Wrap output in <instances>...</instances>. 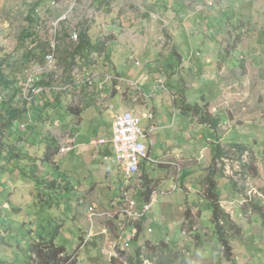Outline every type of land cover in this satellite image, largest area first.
Here are the masks:
<instances>
[{
  "label": "rangeland",
  "instance_id": "1",
  "mask_svg": "<svg viewBox=\"0 0 264 264\" xmlns=\"http://www.w3.org/2000/svg\"><path fill=\"white\" fill-rule=\"evenodd\" d=\"M117 1L128 5L120 16L123 28L137 30L143 41L150 39L146 52L131 49L125 43L128 38H123L120 49L111 42L100 65L94 66L97 60L92 56L86 67L104 75L101 81L85 87L78 83L59 95L56 91L57 98L47 89L35 100L45 106L41 114L38 109H31V104L14 103L26 110L15 121L17 129L8 127L4 143H0V264H40V258L33 259L32 243L52 237L68 254L77 248L67 264H133L139 259L142 264H264V0H161L157 11L162 19L143 15L133 0ZM209 1L215 5L206 8L211 6ZM136 2L142 4L144 0ZM105 5L100 0H0V51L9 64L11 89L20 85L19 78L27 71L43 66L45 55L51 50L55 52L58 76L52 73L46 85L55 89L66 81H74L83 70L75 64L73 72L67 71L66 66L74 60L73 47L84 29L92 26L89 34L94 33L100 24H92L93 16L100 10L108 13ZM123 8L118 7V11ZM164 19L169 20L170 29L179 28L177 43L169 40L168 34L162 36L160 26L166 28ZM73 30L79 34L76 40L71 38ZM192 51L196 52L194 59L185 61ZM208 53L216 67L224 59L239 71L231 72L230 81L240 97L229 96L226 100L235 119L226 107L219 105V123L215 127L198 123L194 117L196 110L206 106L203 95L219 104L214 98L218 91L214 89L215 81L200 76L202 71L215 68L205 62ZM197 61L199 64H195ZM189 67L197 74L190 76ZM169 68L177 74L174 78H168ZM109 74L120 77L116 80L120 91L115 95V80L107 79ZM144 75L149 78L142 86L147 91L153 89L157 77H164L165 88L157 87L149 104H157L161 108L159 114L170 116L177 125L163 134L152 133L156 139L152 144L153 157L152 161H145L143 171L156 190L152 208L143 219L144 230L130 243L127 255H132V260L125 263L113 256L118 236L123 234L117 222L125 216L95 219L96 234L88 242H78L80 234L87 233L90 227L88 207L96 204L98 208H111L112 199L119 198L121 186L128 184L118 166L103 161L89 140L108 133L112 117L126 109V99L137 98L134 82L141 87ZM64 76L68 78L63 82ZM8 92L7 96L11 94ZM172 92L179 94L173 97ZM182 103L184 111L180 108ZM131 109L141 116L144 108L134 104ZM148 123L142 118L140 125L146 128ZM76 132L80 146L67 150L73 145L71 139ZM179 133L181 136L175 137ZM219 140L227 143V156L221 172L215 174L216 191L236 210L234 217L232 209L229 211L233 229L230 224L223 228L233 247L232 259L225 255L211 220L213 208L204 195V163L211 158L210 152ZM48 143L59 145L51 158L45 156ZM232 143H240L247 150L242 153ZM146 145H150L149 139ZM175 156L204 158L202 164L188 163L178 171L177 165L172 164ZM233 174H241L243 185L233 179ZM247 191H251L252 199L242 206L246 210L240 217L238 202ZM130 193L139 202L144 201L141 193ZM105 227L107 230L102 233ZM128 234L126 230L124 236ZM147 239L157 245H149ZM138 246L140 254L136 255Z\"/></svg>",
  "mask_w": 264,
  "mask_h": 264
},
{
  "label": "crops",
  "instance_id": "2",
  "mask_svg": "<svg viewBox=\"0 0 264 264\" xmlns=\"http://www.w3.org/2000/svg\"><path fill=\"white\" fill-rule=\"evenodd\" d=\"M100 1H102V0H100ZM133 1H134L133 4L135 3V5L136 4L138 5L137 7L140 8L139 12L142 13L143 15L151 16L153 19H162V17H161L162 14L160 15V13L157 11L158 2L161 1V0H144V2H142V4L141 3L138 4L136 2V0H133ZM111 2H112L111 3V7H110L111 9L109 11H107L108 13H104L101 10L97 11L96 15L93 16L94 20L93 21L91 20L92 24L93 23L94 24H100V25H97V27L94 28V33L92 35L89 34L90 30L92 31V26L88 28V34H89L90 38L92 39V41H96V40L102 39V40H105L106 47H108V44H110L112 42V43H116V44H113V45H117V48L120 49L123 46V44H122L124 42L123 38L124 39L128 38L125 43L127 45H131V49H134V50L142 49V50H144L146 52L147 43L150 41V39L149 40L145 39V41H143V38H144L143 35L138 33L137 30H131V28H129V27L128 28L125 27V29L123 28L124 21H122V18L120 16H123L126 8H128V5L125 4V3L124 4H120V2H118L117 0H113ZM214 5H215V3L212 4L211 6H206V8L213 7ZM121 6H123L124 8H123L122 12H119L118 11V7H121ZM163 6H165V8H167V9L169 7L166 4H163ZM103 18H104V21L101 20ZM109 18H111V19L113 18V20H111L110 23H108V21H107ZM164 21L166 22V24L164 23L165 25H163V26L166 27V28L163 29L162 26H160L161 30H162V36H165V34H168L169 40H171L172 42H176L177 43L178 42L177 35L179 34V31H178L179 28L174 26L173 28L170 29L167 26V24L169 23V20L166 21L164 19ZM152 29H153V27H152ZM126 32H129V33H126ZM123 35H125V36H123ZM144 42H146V44ZM106 47H105V49L102 52H94L92 54L93 59L97 60V63L94 66H97L98 64L100 65V60L103 59L102 57H103L104 51L106 50ZM176 52H177L178 56L181 59V63H183V61H184L183 57L179 54V52L177 50H176ZM195 54H196V52L192 51V54L190 53L185 61H192L194 59V57H195ZM200 55H201V53L199 54V56ZM209 55H212V54L211 53L206 54V61L205 62L208 65H213L215 68L212 69V70H210L208 68L207 71H202L200 76L209 78L210 80L213 79L215 81L216 87H214V89L218 90V91H217V96L214 97V98H215V101H217V103H219V104L217 105V104L212 103V101L207 100L206 96L203 95V98L206 100V102H205L206 106H205L204 109L199 108L198 111L196 110L195 111L196 115L194 114V117L197 118L198 123H203V124H205V125H207L209 127H213L209 123L203 122L201 120V114H202V112H209L212 116L217 117L216 113L219 111V105H222L223 107H226V109L229 111V113L232 116L231 118L235 119V115H234L233 111L229 108L228 103L226 102V100H227V97H229V96H231L234 99H237V98L240 97V92L234 90V88H233L234 85L230 81V78H231L230 76L232 74L231 72L239 73V71H238V68H237L236 65H234V67L228 66L227 63L224 61V59H221L222 61H220L219 64L217 65V67H216V65H214L213 58H211V56H209ZM195 64H199V62L197 61V62H195ZM88 69L90 70L91 68L88 67ZM169 70H170V72H167L168 78L169 77L170 78H174L177 74L173 71L172 68H169ZM196 71H199V70H196ZM188 73L190 74V76L193 75V74H197L196 72L193 71L192 67H189ZM97 74H98V76L94 79L93 83H96L97 81H101L102 76H104L101 73H97ZM189 74H188V76H189ZM246 74H247V72H246ZM79 75L81 76L82 73L79 74ZM116 76H119V75L116 74ZM114 80L115 81L113 82L114 86H113V89H112V95H115V94H117L120 91L119 83H118V81H116L117 79H114ZM148 80H149L148 76L144 75L143 81L141 83V87L134 82V84L138 88V92H137L138 96H137V98L136 97L129 98L127 92H125V97H128V98L126 99V109H124V110H127L129 108L130 110L133 111V109H131V107L134 104L135 105L137 104L139 107H143L144 108L141 111V114H142L141 115V120H142V118L149 120L148 126L146 128H144V130L148 132V136L146 137V139H149L150 145L147 146V148H148V151H149L150 156L152 158L153 157L151 155V153L153 151L152 144L156 141V139H153L152 133L158 131V135H159V133L163 134L164 131H167L169 129H173L177 125V122L174 121L173 118L171 119L170 116L169 117H165L163 114L162 115L159 114V111H161V108L157 104H155L154 102L152 104H149L150 100H154L153 99V97L155 95V91L154 90L157 89V87L161 86L160 80L165 82L164 77H157V79H156L157 83L154 85L153 89H151L149 91L143 89V87H142V86L146 85ZM102 83L103 82H101V85H100L101 89H103V84ZM85 85L88 86V84H85ZM171 94L174 97V96H177V94H179V93L172 92ZM138 98H139V100L137 101V103H135V100L138 99ZM176 98L177 97H175V99H174V104L175 105H176ZM180 108H181L182 111H184V109H185L184 103L181 104ZM149 114H152V117H149ZM114 117H112L108 133L106 135L100 136V137L111 138ZM218 120H219V118H218ZM181 132H182V130H181ZM77 134H78V132H76V134L74 135V138H73L74 139V144H73L74 148H73V150L80 146L79 143H76ZM179 136H181V133H179L175 137H179ZM93 138H91V139H93ZM95 138H99V137H95ZM146 139H145V143H146ZM232 144H234V143H232ZM226 145H227V143H222L220 140L217 141L216 147L213 150H211V152H210V157L211 158L209 160H206L205 163H204V168L206 169V174H205L206 176L204 178V195H205L206 188H207L206 178H207V176L209 174L213 177V179L216 182V186H217V180L215 178V174L218 171H220V168L222 167V164H224V162H226L225 161L226 160V156H227V151H226L227 146ZM92 147L101 156V149H97L94 146H92ZM217 147L222 149V151H220L219 154H217V150H216ZM203 158H204V156L203 157L201 156L200 159L197 158V157H180L179 158V156H175L174 157V161L172 162V164L177 165L178 171H179L181 168H183V166L187 165L188 163L198 162V163L202 164L203 163ZM144 165H145V162H144V164L141 167V173L142 174L141 175H139V174L137 175V176H139L138 177L139 180H137V178H136L137 176L135 177V179L137 181V183L135 185L139 188V190H141L138 193H141L142 196H143V199L145 200V199H148V198H146L144 192L147 189L146 181H147V178H149V177L143 171ZM143 174H145L147 178L143 177ZM177 176H179V173H177ZM233 179H234V177H233ZM235 181H234V183H235ZM148 183L149 184H153V181L151 180V182H148ZM241 185H243V184H241ZM123 186L124 185L121 186L119 197L122 194V187ZM216 189H217V187H216ZM237 189L240 190V188H237ZM189 190H190V187L188 188V191ZM152 194L150 196V199L152 198V200H153ZM150 199H148V200H150ZM220 199H221L220 200L221 207L224 210H226V211L228 209H230V210L232 209V216L234 217V214L236 213V210L233 209V206L231 205L232 202L229 205L225 199H223L221 197H220ZM114 201H118V199H112V203ZM239 201H241V200H239ZM93 205H96V204H93ZM191 210H192V208H191ZM245 210H246V208H244L240 204H238V212H239V216L240 217L244 214ZM193 213H195V212H193ZM87 217H88V210H87ZM141 223H142V228H141L140 233L144 230V221L141 222ZM94 226H95V222H94V225H93L92 232L94 230ZM90 227H89V229H90ZM106 230H107V228L105 227L103 229L102 233L106 232ZM127 230H130V228H128ZM85 234L86 233L82 234L83 238L85 237ZM95 234L96 233H94V235ZM146 242H148L149 245H157V243L152 242L149 239H147ZM235 259H237V258L235 257Z\"/></svg>",
  "mask_w": 264,
  "mask_h": 264
},
{
  "label": "built area",
  "instance_id": "3",
  "mask_svg": "<svg viewBox=\"0 0 264 264\" xmlns=\"http://www.w3.org/2000/svg\"><path fill=\"white\" fill-rule=\"evenodd\" d=\"M56 0H53L55 3ZM213 4L212 1L208 2ZM79 34L76 30L71 31V38L76 40ZM46 63L43 66L27 71L20 80L21 89L18 92V97L28 102L40 97L49 88H54L53 85H46L51 80V74L57 73L55 52L51 50L45 55ZM67 74V73H64ZM58 76V73L56 74ZM98 76L97 73L90 71L87 68L83 69L82 75L77 76L74 81H66L61 86L55 87L58 90H66L75 84H93L94 79ZM107 79H119V76H113L109 74ZM44 81V83H42ZM46 82V83H45ZM160 84L165 88L164 81L160 80ZM5 93L0 94V100L5 97ZM152 117V114H149ZM141 116L136 115L132 110L127 109L119 112L115 115L112 127L111 138L99 137L93 138L89 141V144L101 149V157L104 161L114 163L118 166L119 170L127 178L128 184L122 187V194L118 198V201L112 203V207L109 209L98 208L96 205H90L88 207V219L90 221V229L85 234L84 242H88L91 237L94 236L92 232L95 219L102 218H118L125 216L124 219H120L117 225L123 228L122 236H118L119 244L116 245L117 249L113 250V256L128 261V250H130V243L136 239L139 232V223L143 221L147 213L152 208V198L150 200L145 199L143 202H139L130 193L133 190L134 193H138L141 190L135 185L137 183L135 177L141 171V167L147 160H152L148 151L145 139L148 136V132L140 125ZM24 126V124H22ZM74 138V137H73ZM71 142L74 144V139ZM74 145L67 146L66 149H73ZM65 150V148H62ZM236 181L241 184V174L234 175ZM135 185V189L133 187ZM131 187H133L131 189ZM155 191H153L154 194ZM152 194V196H153ZM261 202L264 203V195L261 194ZM252 199L251 191H247L246 196L239 201V204L243 206L246 202H250ZM257 201V200H255ZM261 205L259 202H255ZM226 211V210H225ZM230 209L226 212L229 213ZM230 214V213H229ZM232 214V213H231ZM118 216V217H117ZM124 220V221H123ZM123 221V222H122ZM130 228L129 234L125 237V231ZM151 232L152 228H148ZM185 232V231H184ZM145 261V260H144ZM145 264V262H144Z\"/></svg>",
  "mask_w": 264,
  "mask_h": 264
},
{
  "label": "trees",
  "instance_id": "4",
  "mask_svg": "<svg viewBox=\"0 0 264 264\" xmlns=\"http://www.w3.org/2000/svg\"><path fill=\"white\" fill-rule=\"evenodd\" d=\"M102 1L103 3L106 4L105 6L107 7V9L110 10L111 3H112L111 1L113 0H102ZM105 47H106L105 40L99 39L96 41H92V39L90 38L88 34V29H84L80 33L79 41L75 43L73 47L72 55L74 57V60L73 62L69 63V65L66 66V68L68 69L67 71L73 72L74 69L72 70V68L76 66L75 64L82 66L81 70H83L84 68L87 67V65H90L92 54L94 52H102L105 49ZM8 65L9 64H8V61L5 55L3 54V52L0 51V92L5 91V94H7L8 91H9L8 93L11 92L9 96L5 95V97L2 100H0V143H4V137L6 138L7 136L8 127L13 128L15 121L21 119V113H23L26 110L24 106L21 107L20 105H17V104L15 105L14 104L15 102H24L25 106H29L31 104L29 107L31 109H38L39 114H41L42 110L45 108V106L43 105L41 106L38 103H35V100L38 97L30 102L19 98L18 92L21 89L20 85H18V87L17 85H15V88L11 89L13 81L9 78L7 74ZM68 73H71V72H68ZM67 78L68 76H64L63 82ZM72 80H74V77H72ZM42 83H44V81ZM83 86L85 87L87 85L83 84ZM48 90L52 92L50 94L52 96H55L56 91L58 95L60 91H62V90H58L54 88H49ZM55 97L57 98V96ZM47 103L49 104L50 101H48ZM69 107H72V106H69ZM201 120L203 122L209 123L213 127L217 126L219 122L218 118L212 116L209 112H202ZM26 125L31 126L30 123H26ZM13 129L16 130L17 128L14 127ZM50 141L51 143H56V141L54 140H50ZM234 145L239 147V151L242 153L247 150V147L244 145H241L240 143H235ZM58 150H59L58 144L56 147H54L53 145L48 143L45 149V156L47 158H51L53 155L57 154ZM216 150H217V154H219V152L222 151V149L219 147H217ZM143 177L147 178L145 174H143ZM148 182H151L149 178H147V181H146L147 189L145 190L144 194L146 198L150 199L151 194L155 190V185L149 184ZM206 184H207V188H206L205 195L213 208L211 220L216 226V231L218 232L219 239L222 244V248L224 249L225 255L227 256L228 259H232L233 247L229 241V238L224 232L223 228L225 224H230L231 225L230 228L233 229V225L235 224L233 221H231L230 214L221 207V204H220L221 199L216 192V187H217L216 182L210 174L206 178ZM138 225H139V232H138L136 239H138L140 236L142 223L140 222ZM83 239H84L83 236L80 234L79 242H78L79 245L82 244ZM136 249H137L136 255L137 254L139 255L141 247L138 246L136 247ZM76 251H77V248L74 250L72 254H68L64 246L56 245L53 237L49 240L41 239L39 241H35L32 243V246H31V252L34 255L33 259L40 258L41 259L40 264H67L68 260L71 259L75 255ZM132 257L133 256L131 255L128 257V259L131 261ZM133 264H142V261L139 259L138 262H133Z\"/></svg>",
  "mask_w": 264,
  "mask_h": 264
},
{
  "label": "flooded vegetation",
  "instance_id": "5",
  "mask_svg": "<svg viewBox=\"0 0 264 264\" xmlns=\"http://www.w3.org/2000/svg\"><path fill=\"white\" fill-rule=\"evenodd\" d=\"M142 173H141V171H140V173H139V175H141Z\"/></svg>",
  "mask_w": 264,
  "mask_h": 264
}]
</instances>
